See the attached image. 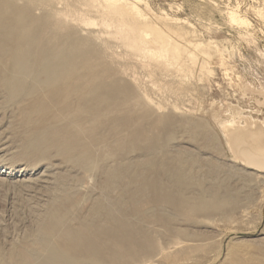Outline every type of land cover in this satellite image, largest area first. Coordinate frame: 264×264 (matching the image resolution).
I'll use <instances>...</instances> for the list:
<instances>
[{
    "label": "rangeland",
    "instance_id": "1",
    "mask_svg": "<svg viewBox=\"0 0 264 264\" xmlns=\"http://www.w3.org/2000/svg\"><path fill=\"white\" fill-rule=\"evenodd\" d=\"M0 1L28 10L31 18L23 22L37 29L36 54L77 41L78 50L96 61L92 71L99 77L97 86L109 97L97 115L95 167L87 169L52 148L42 156L24 151L20 105L30 100L19 95L17 102H4L0 90V252L5 257L25 237L30 248L42 247L46 233L36 231L38 214L54 196L56 178L67 175L75 177L79 195L71 218L80 217L99 197L112 204L120 182L135 192V203H123L139 207L141 212L129 217L151 236L129 256H112L115 264H264V172L234 157L223 130L246 117L264 125V0ZM42 14L44 21L37 19ZM89 74L82 72L80 83L87 84ZM121 116L124 123L109 129ZM82 118L85 132L88 124ZM69 121L58 119L63 125L55 129L73 130ZM158 125L155 137L152 127ZM136 126L144 127L137 145L117 136ZM37 142L49 146L47 139ZM178 149L219 167L216 175L208 176L205 166L196 172L209 192L218 185L225 195L211 215L154 205L153 185L136 189L127 170L117 174L108 192L101 190L105 166L118 167L150 150L157 160L168 153L175 166ZM165 175L158 186H171Z\"/></svg>",
    "mask_w": 264,
    "mask_h": 264
},
{
    "label": "bare ground",
    "instance_id": "2",
    "mask_svg": "<svg viewBox=\"0 0 264 264\" xmlns=\"http://www.w3.org/2000/svg\"><path fill=\"white\" fill-rule=\"evenodd\" d=\"M27 11L16 4L0 1V90L4 93V102H17L19 95L30 100L29 104L20 105V126L26 139L22 147H25L24 151L29 150L36 156H42L52 148L55 152L69 154L66 159L74 165L82 162L87 169L95 167L91 162L97 154L93 143L98 140L97 115L109 98L107 91L97 86L99 77L92 71L96 61L92 62L87 51L78 50L75 40L58 45L56 52H44L45 49H42V52L36 54L34 45L37 29H31L23 22L31 18ZM37 19L44 21L45 16L42 14ZM86 71L90 73L89 80L87 84H82V72ZM112 86V89L117 90V85ZM82 90L83 96H78ZM72 100L77 101L75 106H71ZM64 107L72 112L64 114ZM82 117L88 124V128L84 126L85 132L78 120H83ZM58 119H66L67 124L72 120L73 130L55 129L58 128L55 125L62 127ZM124 121V117H118L108 128L112 129ZM143 128H125L117 136L137 145L144 133ZM223 130L234 157L264 172L263 123L246 117L244 123L229 122ZM152 131L155 137H159L160 126L152 127ZM43 139L49 143L47 148L37 142ZM152 152L150 150L119 163L118 167L105 166L104 178L100 182L101 190L108 192L116 177H119L117 174L127 170L130 173L129 180L136 189L153 185L154 192L150 201L156 206L165 203L182 214L202 212L209 216L214 207L223 205L225 195L220 192L218 185L212 186L209 192L203 177L196 176L198 169L202 170L204 166L208 176L219 174V167L211 159L204 162L200 154L178 149L174 155L176 164L172 166L168 161V153L157 160ZM84 155L88 157L83 162ZM161 174H166L170 187L158 186ZM119 184L120 194L112 204L104 203L99 197L80 217L71 218V212L79 200L75 177L58 176L52 189L54 196L38 214L36 222V231L46 233L42 247L37 250L30 248L29 237H25L13 244L9 257L0 252V264H115L112 256H129L133 247L141 246L143 241L149 240L151 231L130 219V212L136 214L141 211L137 205H124V200L136 202L135 192L127 189L126 183Z\"/></svg>",
    "mask_w": 264,
    "mask_h": 264
}]
</instances>
